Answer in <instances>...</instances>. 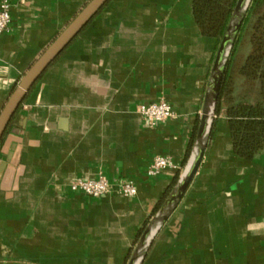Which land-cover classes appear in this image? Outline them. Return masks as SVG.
I'll return each instance as SVG.
<instances>
[{
    "label": "crops",
    "instance_id": "0c3cea01",
    "mask_svg": "<svg viewBox=\"0 0 264 264\" xmlns=\"http://www.w3.org/2000/svg\"><path fill=\"white\" fill-rule=\"evenodd\" d=\"M0 111L21 77L90 0H9ZM192 0H109L36 81L0 142V264H127L190 162L218 47ZM249 53L247 37L234 63ZM165 101L150 128L139 105ZM155 156L177 169L155 178ZM130 180L136 195L90 198L77 179ZM141 264H264V150L233 149L215 116L200 167Z\"/></svg>",
    "mask_w": 264,
    "mask_h": 264
},
{
    "label": "trees",
    "instance_id": "16d2710c",
    "mask_svg": "<svg viewBox=\"0 0 264 264\" xmlns=\"http://www.w3.org/2000/svg\"><path fill=\"white\" fill-rule=\"evenodd\" d=\"M236 2L192 0L191 12L200 35L212 38L219 44ZM245 36L249 53L238 65L234 63V55L237 45ZM222 110L229 120L234 152L251 161L264 150V0L251 1L231 51L220 85L215 115Z\"/></svg>",
    "mask_w": 264,
    "mask_h": 264
},
{
    "label": "water",
    "instance_id": "95a60500",
    "mask_svg": "<svg viewBox=\"0 0 264 264\" xmlns=\"http://www.w3.org/2000/svg\"><path fill=\"white\" fill-rule=\"evenodd\" d=\"M108 1L90 0L21 77L0 111V142L12 117L36 81ZM251 1L237 0L224 35L218 44L197 126L195 142L191 151L190 162L158 212L150 219L142 231L127 264L142 263L154 235L175 210L200 167L216 116L215 105L222 78Z\"/></svg>",
    "mask_w": 264,
    "mask_h": 264
},
{
    "label": "built area",
    "instance_id": "2783aa9c",
    "mask_svg": "<svg viewBox=\"0 0 264 264\" xmlns=\"http://www.w3.org/2000/svg\"><path fill=\"white\" fill-rule=\"evenodd\" d=\"M11 7L12 5L9 0H0V36L10 30ZM136 113L150 128L173 118L172 108L165 101L139 105L136 108ZM166 169L175 170L177 167L171 158L155 156L146 170V175L150 178H155L160 172ZM70 188L90 198L96 199L111 194H118L124 198H132L137 192L134 183L130 180H117L111 182L102 175L94 179H77L70 185Z\"/></svg>",
    "mask_w": 264,
    "mask_h": 264
},
{
    "label": "rangeland",
    "instance_id": "374dc122",
    "mask_svg": "<svg viewBox=\"0 0 264 264\" xmlns=\"http://www.w3.org/2000/svg\"><path fill=\"white\" fill-rule=\"evenodd\" d=\"M246 37V36H245Z\"/></svg>",
    "mask_w": 264,
    "mask_h": 264
}]
</instances>
